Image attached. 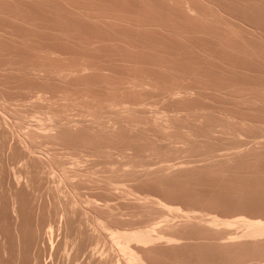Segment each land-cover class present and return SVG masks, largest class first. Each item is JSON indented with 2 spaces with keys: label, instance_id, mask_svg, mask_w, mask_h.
Returning <instances> with one entry per match:
<instances>
[{
  "label": "rangeland",
  "instance_id": "1",
  "mask_svg": "<svg viewBox=\"0 0 264 264\" xmlns=\"http://www.w3.org/2000/svg\"><path fill=\"white\" fill-rule=\"evenodd\" d=\"M241 217L264 221V0H0V264H124L72 250L96 219L155 229L149 264H263L211 223Z\"/></svg>",
  "mask_w": 264,
  "mask_h": 264
},
{
  "label": "bare ground",
  "instance_id": "2",
  "mask_svg": "<svg viewBox=\"0 0 264 264\" xmlns=\"http://www.w3.org/2000/svg\"><path fill=\"white\" fill-rule=\"evenodd\" d=\"M30 135H31V139L28 138L29 142H25L24 143V141H23V143L25 144V146H24L25 149L23 147V150H25L26 153H27L26 155L29 156V161L28 160L27 161L31 162V163L32 162L35 163L36 160H40V161H43V162H52V157H49V154L43 152L41 147L35 146V143H34L35 133L31 132ZM82 163L83 162L81 160H78L76 166L74 168H72V169H79L80 167H82ZM63 169H64V167H63ZM15 201L16 200H14V203H13L14 204L13 210L15 212L14 215L15 214H19L18 213L19 210H17L18 207L15 204L17 202H15ZM72 202H74V201H72ZM159 205L162 206V208H165L166 210L168 209V210H171V211H180L179 208L168 206L165 203H162L161 201L159 202ZM70 207H72V206H70ZM68 209H69V207H67V210ZM72 211L73 210H71V212L67 211V219H66V224H65L67 232H68L69 228H72V226H74V221H73V218H72L73 217ZM84 215L87 216V214H84ZM81 216H83V214H81ZM16 217H17V221H19L18 220V216H16ZM93 220H94V218H93ZM95 221H96L95 222L96 223L95 227H96V229L98 227L97 230H99V233L91 234L89 230L87 231V230L84 229L85 231L83 230V232H81L82 230L81 231L79 230L81 232V234L79 232H77V233L80 234V237L78 235L77 239H76V237L73 238L75 240L72 241V243L70 242L71 240L69 241V243H67V242H65V239H64V241H63V242H65L64 244H61L62 241L60 243L56 242V240H58L57 239L58 237L56 238V236H55V233H54L55 230L53 228L54 226L50 225L49 230H48V235H49V239H50V242H51L52 256L54 255V252L57 251L56 249H58L60 245H61L60 247H62V245L69 246L70 243L75 246V247H73L71 245L73 247V248L71 247L72 250L74 248H76L74 250L76 251V254H79L85 248V244H86L85 243V239L87 237H90V239L93 240V242H95V244L100 245L102 242H105L106 244H108L109 246L108 247L106 246L107 249H105V251L109 250L111 252V250H113L115 253L114 252H112V253H114V255L118 254V256H120L123 259V263L124 264H149L145 260L143 254L141 253V246L146 247L148 244H153V243H156V242H158V241L163 239V237H161L159 235H156L155 234L156 230L151 228V227H144V228L140 227V228H137V229L135 228L133 230L121 231V230H117V229H114V228L110 227L103 220L101 221V220L96 219ZM61 223H60V225H61ZM211 223L213 225H215V226L223 225V226H226V227H233L236 224H242V226L244 227V230L241 232V236H239V234H237L236 236H232L231 239H230L231 242L239 241L241 239H250V240H256L257 241V240H260V239L264 238V221L260 220V219H249V218H246V217H241L237 221H229V220H226V221L223 220L222 221V220H219L218 218H214V220L212 219ZM15 227L16 228H14V226H13L15 232L12 235L13 236V238H12V240H13L12 244L13 245L12 244L11 245L13 246L14 251L19 256L22 253L23 248L25 247V242H26L25 229H24L23 224H21L20 222L16 223ZM42 230L43 229L40 227L39 224L36 225V228L34 226V231H33L34 234H32V235H34V238L32 236V239L35 240V237L40 238L39 235H41ZM59 230H61V229H59ZM66 234H68V233H66ZM38 240L39 239H37L36 242ZM31 243L33 244L35 242H31ZM58 244H60V245H58ZM33 245L35 247V244H33ZM97 252H99V251H97ZM57 253H59V252H57ZM103 253L105 254V252H103ZM17 254H16V256H17ZM108 254L109 253L107 252V255ZM107 255H105V256H107ZM109 255H111V253ZM109 255H108V257H110V259H111L112 256H109ZM113 257H114L113 258V260H114L115 256H113ZM38 258H39V256L37 255V253L36 254L34 253V262H35V259L38 260ZM94 258L95 257H93V259ZM110 259H109V261H110ZM95 261H96V259H95Z\"/></svg>",
  "mask_w": 264,
  "mask_h": 264
}]
</instances>
